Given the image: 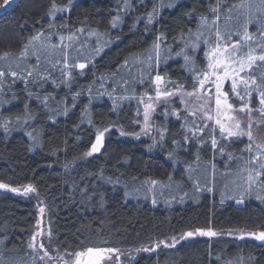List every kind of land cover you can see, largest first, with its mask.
Listing matches in <instances>:
<instances>
[{
    "label": "trees",
    "instance_id": "1",
    "mask_svg": "<svg viewBox=\"0 0 264 264\" xmlns=\"http://www.w3.org/2000/svg\"><path fill=\"white\" fill-rule=\"evenodd\" d=\"M51 2L16 0L7 12L0 11V54H19L26 38L36 31L47 33L49 23L57 26L54 33L66 38L77 36L74 41L65 40L69 44L70 87L68 82L61 83L66 77L52 69L43 86L29 83L26 90L21 81L12 84L8 79L11 87L0 94V100L8 101L0 106V125L11 120L10 131L0 127V183L10 188L32 185L38 193L24 196L0 188V240L4 241L0 244V264H58L47 257L49 263L41 261L28 247L38 222L46 230L51 227L52 243L49 246L45 236V245L53 256L57 255L53 251L57 246L63 255L65 247L72 250L82 242L108 241L122 253H133L123 257V264H264V241L247 235L243 240L238 238L239 230H264V201L246 196L239 204L233 198H239L237 173L249 158L241 151L246 147V137L229 142L224 154L212 149L210 143L201 146L195 139L184 143V120L161 115L167 106L183 117L178 100L177 104L155 109L145 135L141 132L143 104L136 99H121L155 95L143 63L153 43L160 44L159 74L191 88V74L184 68L183 58L175 53L183 47L181 34L187 38L189 31L196 32L201 15L211 19L210 10L217 6V0H163L165 5L174 6L159 8L151 24L146 14L161 0H128L131 7L127 9L125 0H73L71 11L57 13L55 20L43 19ZM220 2L239 4L240 0ZM247 2L255 5L258 0ZM55 3L63 7L68 0ZM116 16L120 21L113 28L111 21ZM79 28L84 32H78ZM89 32L94 34L89 36ZM249 32H256L254 24L249 25ZM50 42L57 43L58 35H53ZM96 47L102 48L99 55L93 51ZM168 49L171 58L165 61ZM189 54L203 67V51ZM53 59L63 57L56 52ZM74 62L85 63L86 67H71ZM27 63H36L31 53ZM40 66H46L45 54H41ZM141 78L144 83L139 82ZM45 96L50 97L47 106L43 103ZM65 109L67 114H60ZM29 112L34 119L28 118ZM105 127L109 131L100 152L84 156L95 142L96 129ZM162 129L166 131L161 140ZM121 131L126 135L121 136ZM135 133H140L139 139ZM204 138L209 139L207 130ZM216 138L223 143L218 134ZM148 178L160 182L152 192L144 184ZM197 180L200 191L196 190ZM209 227L221 234L212 238L196 235L175 248L161 246L156 252L137 251L152 247L153 241Z\"/></svg>",
    "mask_w": 264,
    "mask_h": 264
},
{
    "label": "snow or ice",
    "instance_id": "2",
    "mask_svg": "<svg viewBox=\"0 0 264 264\" xmlns=\"http://www.w3.org/2000/svg\"><path fill=\"white\" fill-rule=\"evenodd\" d=\"M15 3L16 0H0V11L7 12ZM72 4L73 0H68L67 5L59 7L56 5L55 0H52L42 18L55 20L57 13L71 11L70 6ZM173 6L172 3L165 5L163 0H161L159 6L153 5L152 12L146 14L148 23L154 22L159 8ZM124 7L125 9L131 7L128 0H125ZM253 8H255L254 12ZM222 9L223 11H221ZM210 11L211 19L203 15L199 17L200 22L196 32L189 31L187 38L183 33L181 34L183 47L175 53L176 56L183 58L184 68L191 74L189 77L192 81L190 89L184 84H176L166 79L165 75L159 74L157 69L161 62L160 44L153 43L151 51L148 52L143 63L149 77L148 84L153 88L155 95L145 93L143 96H126L121 99H136L138 104H143L144 126L141 128V132L145 135L148 134L150 127L151 114L155 112L154 104L164 101L167 105L175 99L182 106L184 116L181 117L180 112L174 109L170 111L167 106H165L161 115L165 118L168 115H174L177 120H184L181 126L184 143H191L193 139L201 146L203 143H210L212 149L224 154L225 146L229 142L246 137V147L241 151L248 153L249 158L245 160V166L237 173V180L240 181L236 183V188L240 190L238 193L239 198H233L239 204L244 203L246 196H255L257 200L264 201V135H254V128L257 133H264V0H258L255 5L247 2V0H240L239 4L221 3L220 0H217V6L211 8ZM234 12L238 14L234 15ZM119 21V16L114 17L111 21V27H117ZM251 24L256 26L255 33L249 32V25ZM56 27L55 24L49 23L47 33L36 31L26 38L21 45L19 54L11 52L0 54V62H2V65H0V94H4L5 87H11L10 84L6 83L8 79L11 80L12 84L16 83L17 80L21 81L24 83L26 90L29 83H39L43 86L52 76V69L58 70L61 75L65 76L66 80L61 81V83L68 82L70 87L72 74L66 51L69 44H66L65 40L71 42L76 40L77 36L72 34L66 38L64 35L54 33L52 30ZM77 31L83 33L84 29L79 28ZM93 34V32L88 33L89 36ZM53 35H58V42L55 44L50 42ZM156 39L159 41L161 37L158 36ZM97 43H99V40H97ZM201 45H204V47L201 48ZM198 50L203 51V67L198 66L193 55L189 54L190 52L195 54ZM93 51L99 55L102 48L96 47ZM56 52H59L63 59H53ZM168 52H170V49L166 50L165 61L171 58L167 54ZM30 53L35 56L36 63L34 65L27 63ZM41 54H45L46 59V66L43 68L40 66ZM133 59H138V57ZM127 64L128 61L125 60L124 65ZM60 65L63 66L58 67ZM71 67L84 69L86 64H76L74 62ZM153 73L155 74L153 75ZM139 82L144 83L145 81L141 78ZM52 83L56 84L55 79L52 80ZM225 85H227V90H225ZM32 95L31 92H28L29 97H32ZM254 98L256 101L255 106H253ZM48 99H50L48 96L43 98L45 106H47ZM233 100H235V103ZM7 102L6 100H0V106ZM74 104L75 97H73V106ZM24 107L27 109L28 105L25 104ZM113 110L115 111V104ZM60 114L66 115L67 110L65 109ZM27 115L28 118L34 119L30 112ZM137 115H140L139 109ZM17 119L19 120V117ZM9 124H11V120H5L0 127L8 132L10 131ZM206 130L209 135L208 140L204 138ZM108 131L109 128L107 127L96 129L95 142L91 144L90 150L85 152L84 156L90 157L94 153L100 152L104 145L105 133ZM164 131L166 129L160 130L161 140ZM217 134L223 143L217 140ZM28 135L31 137L32 133L30 132ZM120 135L124 136L126 133L121 131ZM135 137L139 139L140 133H135ZM173 143L183 146L180 141L173 140ZM229 156L231 157V153H229ZM196 159L199 161V156ZM168 179L171 181L172 177L170 176ZM159 183V181L151 178L144 181V184L148 185V192H152ZM161 186L167 187L168 185ZM0 188L9 189L10 186L0 183ZM10 190L13 192L20 191L17 188H10ZM196 190H201L199 180L196 181ZM136 191L139 192V189ZM25 193H37V190L34 186L28 185L25 188ZM160 195L162 196L163 192ZM145 199H147V196H145ZM221 202L223 203V199ZM152 203L154 205L157 203L155 196L152 198ZM43 211L44 209L41 207L40 212ZM220 234L211 227L207 229L195 228L181 233L179 237L171 236L165 240L153 241L152 247H144L137 249V251L156 252L161 246L163 248H175L181 241L196 235L212 238ZM228 234L232 235V232L230 231ZM245 235L264 241V230L259 232L239 230L238 238L240 240H243ZM45 236L48 245L51 246L53 239L51 227L49 226L45 233L38 222L28 247L34 252L42 253L39 255L41 261L47 257L50 260L56 259L58 264H121L120 256L123 253H121L120 248L110 246L108 241L82 242L77 249L72 250L65 247L63 255H60L61 248L57 246L53 250L57 255L53 256L45 245ZM37 237L40 239L38 240ZM3 243L4 241L0 240V244ZM228 264H232V262L229 261Z\"/></svg>",
    "mask_w": 264,
    "mask_h": 264
},
{
    "label": "rangeland",
    "instance_id": "3",
    "mask_svg": "<svg viewBox=\"0 0 264 264\" xmlns=\"http://www.w3.org/2000/svg\"><path fill=\"white\" fill-rule=\"evenodd\" d=\"M226 86L227 85H225V88H226ZM174 102L176 103V100L175 99H173L170 103H172L173 105H174ZM163 104H165L164 103V101H159V102H156L155 104H154V106H155V109L156 108H158L160 105H163ZM177 104V103H176ZM153 115V113L151 114V116ZM150 123H151V119H150ZM144 126V125H143ZM150 128V127H149ZM149 130V129H148ZM257 134H261V135H264V133H257V131L255 130V128H254V135H257ZM25 188L26 187H20V188H18L17 187V189H19L20 191H18V192H16V193H18V194H20V195H24V196H27V195H30V193H25ZM41 208V207H40ZM39 226L44 230V232L46 233L47 232V230H46V227H44L43 228V225L42 224H39ZM37 239L39 240L40 238L39 237H37ZM34 252V251H33ZM35 254H36V256L35 257H39V255L41 254V253H38V252H34ZM122 253V252H121ZM129 253V254H128ZM128 254V255H127ZM125 255H127V256H125ZM131 255H133V253L132 252H123V255H121L120 256V261H121V264H123L122 262H123V257H131ZM45 263H49L47 260H46V258L43 260Z\"/></svg>",
    "mask_w": 264,
    "mask_h": 264
}]
</instances>
